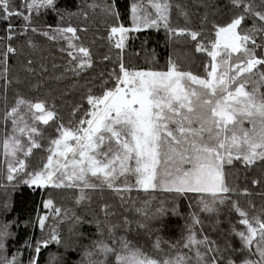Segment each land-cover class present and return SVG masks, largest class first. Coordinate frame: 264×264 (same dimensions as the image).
I'll return each mask as SVG.
<instances>
[{
  "label": "snow or ice",
  "instance_id": "snow-or-ice-1",
  "mask_svg": "<svg viewBox=\"0 0 264 264\" xmlns=\"http://www.w3.org/2000/svg\"><path fill=\"white\" fill-rule=\"evenodd\" d=\"M231 3L237 11L227 23L213 24L214 38L204 40L201 32L171 26L170 0H136L131 6V26L110 27V41L118 34L115 48H124L126 33L163 27L171 35H187L197 42L196 51L210 57L203 66L204 74L182 70L171 59L164 70L130 69L121 58L119 71L109 74L111 83L103 81L99 95L88 89L85 99L89 107L75 106L72 119L56 125V134L49 137L45 149L48 155L35 169H29L27 159L34 149L42 147L40 125L55 123L59 114L46 99L32 100L19 94L9 107L5 95L0 147L7 180L14 181L22 174L20 179L28 186L79 188L78 203L87 198L85 189L101 185L119 194L122 201L129 199L124 194L133 190L160 189L178 196L192 193L197 194L200 211L218 212V205L230 201L235 191L228 181L229 169L236 163L245 168L264 164V54L258 55V51L264 52V0L258 4L254 0ZM41 8L57 10V0H22L19 4L0 0V22H6L5 35L0 36V78L7 80L9 59L17 51L11 41L29 30L49 40L67 42V48H61L70 58L66 71L79 75L92 66L90 49L73 42L79 40L75 27L49 26L50 31H41L32 25L33 15ZM112 8L108 5L105 11L119 19ZM15 18L24 21L22 33L15 30ZM249 19L251 27H243ZM28 43L32 45L31 40ZM244 193L248 194L247 189ZM45 207L61 213L52 199ZM231 208L242 226L231 227L239 247L226 242L222 248L203 234L202 227L197 228L202 225L199 214L193 211L180 240L156 237L152 248L159 256L134 246L125 236L117 237L118 226L114 225L109 229L111 243L96 242L95 251H86L85 259L87 264H110L109 257L111 264H264V207L256 210L250 204L249 210L231 201ZM107 209L105 205L106 214ZM135 211L148 216L142 208ZM167 216L168 209L162 203L152 217L159 222L157 232L165 227ZM45 219L39 221L41 228ZM7 234L6 226L0 229V250ZM50 239L59 242L55 233ZM163 243L170 251H165ZM36 251H40L39 246ZM0 264H17L16 257L0 258Z\"/></svg>",
  "mask_w": 264,
  "mask_h": 264
},
{
  "label": "trees",
  "instance_id": "trees-1",
  "mask_svg": "<svg viewBox=\"0 0 264 264\" xmlns=\"http://www.w3.org/2000/svg\"><path fill=\"white\" fill-rule=\"evenodd\" d=\"M15 2L19 4L22 0ZM134 2L136 0H57V10L41 8L33 15L32 25L41 31H50L49 26L51 29L67 26L77 29L79 40L73 42L89 48L92 58V66L79 75L66 71L70 58L67 52L61 51V48H67L65 40H49L39 32L29 30L11 41L17 51L9 59L7 80L0 78V115L3 114L5 95L11 107L17 94L32 100L46 99L49 105H55L59 114L55 123L40 125L44 138L39 140L42 147L34 149L27 159L30 170L39 167L48 155L45 149L49 137L56 134V125L61 120L67 124L72 119L75 106L89 107L85 99L88 89L99 95L103 81H110L109 74L113 70L119 71L121 58L130 69L164 70L171 59L182 70L204 74L203 66L210 61V57L196 51L197 42L187 35H171L163 27L126 33L124 48H115L118 36L111 41L108 39L110 27L117 24L131 26V6ZM254 3L258 4L259 0H254ZM93 4L98 7H89ZM170 4L171 26L201 32L204 40L214 38L213 24L227 23L237 11L231 0H170ZM108 5L119 13V19L105 11ZM12 22L17 33H22L24 21L15 18ZM5 23L0 22V36L5 35ZM251 25L249 19L243 27ZM29 40L32 41L31 46ZM259 54L264 52L258 51ZM106 56L109 59L106 60ZM7 128L11 130L10 123ZM3 134L4 128L0 127V137ZM4 159L0 147V229L6 226L8 233L3 240L4 249L0 250V258L6 256L11 260L16 257L17 264H30L33 260L36 264H87L85 252L95 251L94 245L98 241L111 243L109 229L114 225L118 226L115 228L117 237L125 236L134 246L137 244L150 255L159 256L152 248L156 237L160 236L162 241L180 240L186 234V225L191 223L189 213L193 211L199 214L202 225L197 228L202 227L203 234L222 248L226 242L239 247V238L231 234V227L242 226L237 223L238 216L231 208V201H238L245 209H249L250 204L255 205L256 210L264 207V164L259 162L250 168L240 163L230 168L228 181L235 188L231 200L218 205V212L207 213L200 211L197 197L193 199L195 195L178 196L160 189L133 190L124 194L129 199L122 201L119 194L101 185L96 189H85L87 198L78 203L79 188L28 186L20 179L22 174H17L16 180L8 181ZM253 180L260 183L253 185ZM245 189L248 194L244 193ZM49 199L61 209L59 215L53 208L45 207ZM162 203L168 209V216L163 230L157 232L159 222L152 217ZM105 205H108L107 214L103 210ZM136 208L144 209L148 216L137 213ZM174 208L175 212L172 211ZM45 217L47 219L41 228L39 221ZM125 218L128 224H125ZM140 223L146 227L139 228ZM54 233L59 242L50 239ZM37 246L39 252L36 251ZM162 247L166 252L170 251L167 243H163ZM111 261L112 257H109L110 264Z\"/></svg>",
  "mask_w": 264,
  "mask_h": 264
},
{
  "label": "rangeland",
  "instance_id": "rangeland-1",
  "mask_svg": "<svg viewBox=\"0 0 264 264\" xmlns=\"http://www.w3.org/2000/svg\"><path fill=\"white\" fill-rule=\"evenodd\" d=\"M117 36H118V34H117ZM190 194H191V195H195V196H193V199H195V198L197 197V194H192V193H190ZM197 198H198V197H197ZM197 198H196V199H197ZM136 246L139 247L137 244H136Z\"/></svg>",
  "mask_w": 264,
  "mask_h": 264
}]
</instances>
